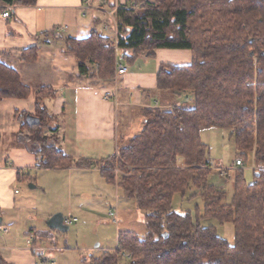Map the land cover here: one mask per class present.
Listing matches in <instances>:
<instances>
[{"label":"trees","instance_id":"trees-1","mask_svg":"<svg viewBox=\"0 0 264 264\" xmlns=\"http://www.w3.org/2000/svg\"><path fill=\"white\" fill-rule=\"evenodd\" d=\"M0 1L27 6L37 0ZM129 2L114 12V44L91 31L85 38H67L65 49L74 54L79 74L104 81L114 75L116 49L129 61L144 51L152 56L158 48L189 49L190 64H162L156 74L155 90L171 93L170 107L144 109L140 131L110 156L74 159L60 149L58 128L47 126L52 117L41 99L49 88H37L35 113H13L18 141L42 167L98 168L144 212L143 235L119 230L116 248L90 255L86 264H118L122 252L130 253V264H264V0ZM135 6L143 11L137 14ZM36 56V47L21 54L28 61ZM29 94L18 73L0 62V100ZM183 95L193 102L176 105ZM27 116L38 124L29 125ZM210 128L229 130L237 158L244 163L250 154L254 163L251 183L236 171L228 201L224 189L209 182L212 161L200 134ZM192 188L202 214L175 211L173 196ZM204 217L231 223L233 244L213 226H202ZM0 264L8 263L0 256Z\"/></svg>","mask_w":264,"mask_h":264},{"label":"crops","instance_id":"crops-1","mask_svg":"<svg viewBox=\"0 0 264 264\" xmlns=\"http://www.w3.org/2000/svg\"><path fill=\"white\" fill-rule=\"evenodd\" d=\"M129 3V0H37L33 5L19 6L4 5L0 1L1 10L10 9L9 18L0 17V62L14 69L22 83L30 88L27 98L0 100V256L8 264H36L33 253L40 250L30 233L24 247L20 234L8 230L13 223L6 219L5 211L16 207L14 186L24 178L23 169L65 171L68 177L73 173L100 175L94 166L63 169L40 166L39 158L17 139L19 124L13 120L14 111L34 114L36 89L49 88V95L41 101L58 128L62 152L74 159L99 160L113 154L119 141L132 137L130 133L122 138L119 135L121 107L139 110L142 116L139 131L144 109L163 107L155 90L160 65H186L192 61L189 49L158 48L152 56L141 52L132 61L120 57L116 49V64L127 65L125 73L117 74L114 69L110 81L79 74L74 54L65 49L66 39L85 38L96 31L114 44L107 14ZM31 47L37 48L36 59H23L22 52ZM192 102L190 95H183L175 104ZM119 213L124 215L123 211ZM113 249L103 248L96 256Z\"/></svg>","mask_w":264,"mask_h":264},{"label":"rangeland","instance_id":"rangeland-1","mask_svg":"<svg viewBox=\"0 0 264 264\" xmlns=\"http://www.w3.org/2000/svg\"><path fill=\"white\" fill-rule=\"evenodd\" d=\"M135 8L138 10L137 14L143 11L139 6ZM107 17L111 22L110 33L114 34L115 39L114 11L113 14H107ZM157 96L159 100L164 101L163 108L170 107L171 93L164 91ZM141 119L139 110L121 107L117 125L120 137H124L125 133L132 136L137 134ZM46 122L49 128L54 126L53 118ZM229 132L227 129L210 128L200 134L208 147L209 157L214 162H211L213 168L209 182L224 189L226 201L232 195L236 171L241 169L245 182L251 183L254 168L250 154L244 158L242 166L235 165L237 150ZM45 133L50 134L48 131ZM121 142L124 141L121 140L118 144ZM19 143L24 145L21 141ZM220 169L225 173L222 177L219 176ZM22 173L24 178L14 186L17 190L16 207L5 211L8 217L6 219L12 220L13 226L8 227L9 233L20 234L22 246L27 247L25 238L29 233L35 240L40 249L36 254L33 253L36 264H86L90 255H98L103 248L116 247L119 230L127 229L139 236L144 234V212L135 207L132 199L122 196L117 188V180L111 184L97 173H73L68 177L65 171L42 170L36 167L25 168ZM193 192L196 190L192 188L183 197L175 194L172 200L173 209L180 213L198 211L202 214V201L198 195L193 196ZM110 211L115 213L116 221L111 220ZM120 211H123L124 215L120 214ZM55 213H61L64 217H75L76 221L69 224L64 232L48 228L46 221ZM200 224L213 226L220 237L233 244L234 229L231 223L220 224L215 218L204 217L200 219ZM51 247L54 249L47 250ZM131 260L121 257L118 264H130Z\"/></svg>","mask_w":264,"mask_h":264},{"label":"built area","instance_id":"built-area-1","mask_svg":"<svg viewBox=\"0 0 264 264\" xmlns=\"http://www.w3.org/2000/svg\"><path fill=\"white\" fill-rule=\"evenodd\" d=\"M0 17H2V18H9L10 17V9H6V10H1L0 9ZM114 41H115V39H114ZM127 69H128V67H127V65H116V67H115V71H116V73L117 74H123V73H125L126 71H127ZM188 101V100H187ZM235 165H237V166H242L243 165V162L239 159V158H236V160H235ZM211 166L213 167V164L211 163ZM224 172H223V170L222 169H220L219 170V176H221L222 174H223ZM109 216L112 218L111 220L112 221H116L115 220V218H116V215H115V213L114 212H112V211H110L109 212ZM74 221H76V219L75 218H71V217H63V223L65 224V225H69V224H71L72 222H74ZM122 257H126L127 259H131V255H130V253H128V252H122ZM131 263H133V261L131 260Z\"/></svg>","mask_w":264,"mask_h":264},{"label":"water","instance_id":"water-1","mask_svg":"<svg viewBox=\"0 0 264 264\" xmlns=\"http://www.w3.org/2000/svg\"><path fill=\"white\" fill-rule=\"evenodd\" d=\"M26 121L29 125L38 124V119L33 116H27ZM33 187V185H30ZM47 227L64 232L68 229V226L63 224V215L61 213L53 214L46 222Z\"/></svg>","mask_w":264,"mask_h":264}]
</instances>
